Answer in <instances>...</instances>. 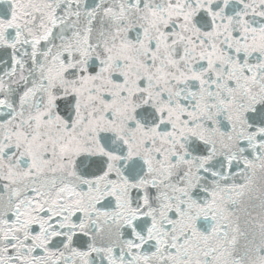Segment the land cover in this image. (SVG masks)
<instances>
[{
  "label": "snow or ice",
  "instance_id": "1",
  "mask_svg": "<svg viewBox=\"0 0 264 264\" xmlns=\"http://www.w3.org/2000/svg\"><path fill=\"white\" fill-rule=\"evenodd\" d=\"M0 264H264V0H0Z\"/></svg>",
  "mask_w": 264,
  "mask_h": 264
}]
</instances>
